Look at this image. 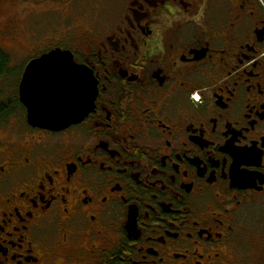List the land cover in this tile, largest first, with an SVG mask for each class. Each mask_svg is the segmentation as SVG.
Instances as JSON below:
<instances>
[{"label":"flooded vegetation","instance_id":"obj_1","mask_svg":"<svg viewBox=\"0 0 264 264\" xmlns=\"http://www.w3.org/2000/svg\"><path fill=\"white\" fill-rule=\"evenodd\" d=\"M14 1L0 264H264V0ZM55 49L95 95L50 130L19 83Z\"/></svg>","mask_w":264,"mask_h":264},{"label":"water","instance_id":"obj_2","mask_svg":"<svg viewBox=\"0 0 264 264\" xmlns=\"http://www.w3.org/2000/svg\"><path fill=\"white\" fill-rule=\"evenodd\" d=\"M91 78L68 52L59 49L32 60L19 83V100L26 107L28 123L59 130L81 120L95 95Z\"/></svg>","mask_w":264,"mask_h":264},{"label":"rangeland","instance_id":"obj_3","mask_svg":"<svg viewBox=\"0 0 264 264\" xmlns=\"http://www.w3.org/2000/svg\"><path fill=\"white\" fill-rule=\"evenodd\" d=\"M29 5L26 3L19 4L18 1L14 0H1L0 2V44L5 45L9 49L12 48L13 44L8 36L3 35L4 33H7L9 31V27L14 26L19 31H21V34L23 31L26 32V30L31 31L32 30V17H35V14H32L33 12L31 9L28 8ZM41 15V14H37ZM38 19V18H36ZM43 20V19H42ZM41 23V20H39ZM51 21V20H50ZM49 22V21H48ZM47 22V23H48ZM25 34V33H24ZM51 34L46 36V38H51ZM27 35H22V37H19V41L21 44H26L23 40L24 37ZM9 39V41H8ZM9 55H11L9 52H7ZM12 56V55H11ZM10 56V68L11 71H14V73L9 75L8 77L0 78V94L1 93H11L12 87L14 83L16 82V77L18 74V71L20 70L19 64H17L16 58L13 56Z\"/></svg>","mask_w":264,"mask_h":264},{"label":"trees","instance_id":"obj_4","mask_svg":"<svg viewBox=\"0 0 264 264\" xmlns=\"http://www.w3.org/2000/svg\"><path fill=\"white\" fill-rule=\"evenodd\" d=\"M12 73L10 68V55L0 47V78L8 77ZM11 111V110H10ZM10 111L4 110L0 105V114L9 113Z\"/></svg>","mask_w":264,"mask_h":264}]
</instances>
